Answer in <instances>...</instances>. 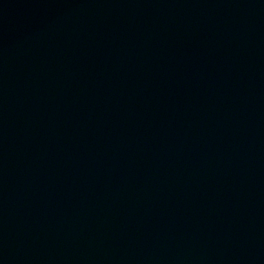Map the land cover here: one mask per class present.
<instances>
[{"label": "water", "instance_id": "obj_1", "mask_svg": "<svg viewBox=\"0 0 264 264\" xmlns=\"http://www.w3.org/2000/svg\"><path fill=\"white\" fill-rule=\"evenodd\" d=\"M0 264H264V0H0Z\"/></svg>", "mask_w": 264, "mask_h": 264}]
</instances>
